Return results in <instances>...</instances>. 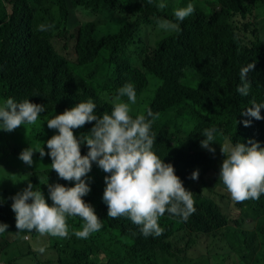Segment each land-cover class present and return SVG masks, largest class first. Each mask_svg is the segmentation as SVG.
Wrapping results in <instances>:
<instances>
[{"label": "trees", "instance_id": "trees-1", "mask_svg": "<svg viewBox=\"0 0 264 264\" xmlns=\"http://www.w3.org/2000/svg\"><path fill=\"white\" fill-rule=\"evenodd\" d=\"M164 3L165 8L157 7ZM192 3L195 15L177 31H164L158 20L173 21V11ZM83 13L87 20H81ZM50 25L39 31V25ZM264 0H0V102L42 105L38 122L28 132L34 151L33 167L19 160L20 173L31 169L33 187H39L49 206L46 184L73 187L47 166H39V150L56 130L47 121L80 102L96 104L95 115L111 113L118 89L131 83L136 103H129L135 118L151 110L152 151L171 164L184 188L193 194L195 211L185 220L167 212L158 220L163 233L144 236L127 217H108L103 201L106 173L92 165L83 179L90 192L82 197L101 220L102 228L87 239L78 216L66 218L68 235L43 234L49 246L34 249L30 239L42 234L18 231L11 210L13 190L0 193V264H236L256 250L264 237V194L258 200L235 202L219 174L225 140H249L264 147V108L261 120L243 116L251 101L264 104ZM156 39L151 41L149 33ZM255 63L248 73V96L237 92L241 69ZM155 85L153 94L148 88ZM250 121L244 127V121ZM94 123L73 129L77 139L90 133ZM215 128L211 145L215 154L201 147L204 131ZM6 155L18 151L5 146ZM81 155H87L83 143ZM1 162V161H0ZM199 172L197 180L190 177ZM31 202V201H29ZM232 211H234L232 213ZM252 216V223L247 217ZM229 230L242 240L233 247ZM226 237V239H225ZM82 242L77 247L69 240ZM228 251V256L224 252ZM47 254L44 259L43 256ZM2 257L7 258L3 260ZM7 261V262H5Z\"/></svg>", "mask_w": 264, "mask_h": 264}, {"label": "clouds", "instance_id": "clouds-1", "mask_svg": "<svg viewBox=\"0 0 264 264\" xmlns=\"http://www.w3.org/2000/svg\"><path fill=\"white\" fill-rule=\"evenodd\" d=\"M157 7L163 9L166 5L159 3ZM194 11V5L188 3L173 11V21L158 20V27L164 31H177L182 22L196 14ZM49 27L41 24L38 30L46 31ZM254 68L255 63L249 64L240 72L241 85L237 87V92L245 97L250 89L247 75ZM122 97H127L131 104L136 103V91L131 83L118 89L110 114L104 113L102 117L95 115L96 104L89 99L46 122L48 129L56 130L58 134L46 141L49 151L46 153L43 147L39 154L41 158L50 156L51 170L57 173L59 179L74 182V186L46 184L52 201L49 206L40 188L28 183L22 192L12 197L11 210L15 214L18 231H36L42 235L63 238L68 235V216H78L84 221L82 230L74 233L77 238L87 239L91 233L99 231L102 228L101 220L82 199L91 190L83 178L91 172L93 163L107 174L103 201L108 207V217H127L140 227L146 237L163 233L158 220L166 212L185 220L194 213L193 194L184 188L174 167L164 163L152 151L156 138L150 134L151 120L147 118L153 117V113L149 110L147 117L138 115L133 118L129 103L123 102ZM251 104L241 115L261 120L260 110L264 104H257L254 100ZM44 111V106L29 100L18 103L13 98H7L0 106V130L10 133L22 125L35 124L39 114ZM93 122L90 133L82 134L77 139L73 129ZM243 123L244 127L250 126L248 120ZM215 131V128L206 129V139L200 142L203 149L213 154L215 149L211 145L214 144ZM82 143L88 148L87 155L83 156L80 150ZM248 144L250 146L225 140L220 146L224 160L219 180L235 202L258 200L264 194V147L252 140ZM35 152L28 147L22 150L18 158L32 166ZM198 177L199 172L196 171L190 178L197 180ZM7 228L8 225L0 224V233L7 231ZM48 246L45 244L33 248Z\"/></svg>", "mask_w": 264, "mask_h": 264}, {"label": "rangeland", "instance_id": "rangeland-1", "mask_svg": "<svg viewBox=\"0 0 264 264\" xmlns=\"http://www.w3.org/2000/svg\"><path fill=\"white\" fill-rule=\"evenodd\" d=\"M79 17L81 20H87L88 18L83 15V13L79 14ZM264 28V27H263ZM151 41H154L156 39V35L154 32L150 31L149 33ZM156 86L151 85L149 86L148 90L150 94H153ZM3 103L0 102V106H2ZM39 119V117H38ZM35 122V124L38 122ZM34 125V124H32ZM32 125H22L21 127H18L12 132H4L0 130V193L3 192H10L11 190L14 191L15 194L22 192L28 185V183H31L34 185V182L32 180V177H35L31 169H27V175L25 176L24 174L20 173V168H19V160L13 155H6L5 151L8 149H5L4 147L8 145L16 149L18 153V157L22 150L28 148V132L29 129L31 128ZM51 159H48V161H43L39 163V166H47L51 168ZM32 166H27V167H33ZM55 172V171H54ZM56 173V172H55ZM35 190V189H34ZM234 211H232L233 213ZM251 220H253L252 216L247 217V223H252ZM230 233L232 234V238L230 239V242L232 243V246L235 247L236 243L239 240H242L238 235L234 234L232 230H229V233L227 234V240L229 242L230 238ZM44 235H40L38 237H35L33 239H30L31 245L35 247H41L45 244H48V239L43 237ZM264 236V235H263ZM225 237V239H226ZM41 239V240H40ZM69 238H63V240H67ZM40 240V241H39ZM75 239L69 240L71 245L74 246H81L82 242L79 240H76L77 242H74ZM241 250L240 246H236L235 249L229 248V251H233V255L237 258V263L236 264H264V237L259 239V246L256 250L249 251L244 259L239 258L236 256L237 253ZM224 256H228V251H225ZM47 257V254L43 256L45 259ZM3 260H7V258L2 257ZM7 262V261H5ZM8 263V262H7ZM11 264H16L14 260L11 259ZM201 264H204L203 262ZM226 264V263H223ZM232 264V263H231Z\"/></svg>", "mask_w": 264, "mask_h": 264}]
</instances>
